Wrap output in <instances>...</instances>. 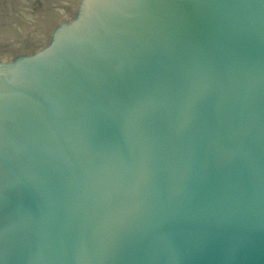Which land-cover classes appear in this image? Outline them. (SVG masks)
<instances>
[{
  "label": "water",
  "instance_id": "1",
  "mask_svg": "<svg viewBox=\"0 0 264 264\" xmlns=\"http://www.w3.org/2000/svg\"><path fill=\"white\" fill-rule=\"evenodd\" d=\"M0 264H264V0H0Z\"/></svg>",
  "mask_w": 264,
  "mask_h": 264
}]
</instances>
